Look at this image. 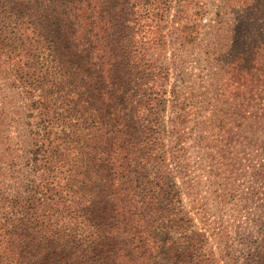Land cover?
I'll list each match as a JSON object with an SVG mask.
<instances>
[{
    "label": "trees",
    "instance_id": "16d2710c",
    "mask_svg": "<svg viewBox=\"0 0 264 264\" xmlns=\"http://www.w3.org/2000/svg\"><path fill=\"white\" fill-rule=\"evenodd\" d=\"M174 2L0 0V76L30 125L28 171L0 197V264H264V237L236 257L191 229L188 112L164 58L199 28L188 0L166 26Z\"/></svg>",
    "mask_w": 264,
    "mask_h": 264
},
{
    "label": "rangeland",
    "instance_id": "374dc122",
    "mask_svg": "<svg viewBox=\"0 0 264 264\" xmlns=\"http://www.w3.org/2000/svg\"><path fill=\"white\" fill-rule=\"evenodd\" d=\"M186 9L188 21L198 24L197 39L164 58L167 88L188 112L183 204L194 214L191 229L206 230L208 246L220 253L219 238L226 236L240 257L264 237V0H188ZM27 114L18 90L0 76V197L16 192L28 171Z\"/></svg>",
    "mask_w": 264,
    "mask_h": 264
}]
</instances>
